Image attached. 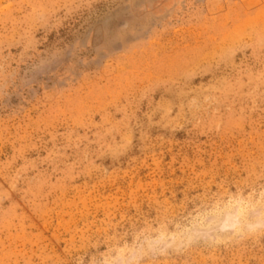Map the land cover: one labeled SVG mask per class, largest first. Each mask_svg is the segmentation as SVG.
Segmentation results:
<instances>
[{
  "label": "rangeland",
  "instance_id": "374dc122",
  "mask_svg": "<svg viewBox=\"0 0 264 264\" xmlns=\"http://www.w3.org/2000/svg\"><path fill=\"white\" fill-rule=\"evenodd\" d=\"M0 264H264V0H0Z\"/></svg>",
  "mask_w": 264,
  "mask_h": 264
}]
</instances>
